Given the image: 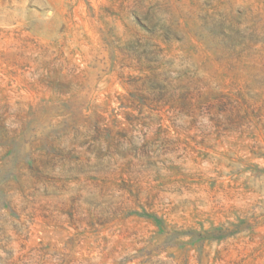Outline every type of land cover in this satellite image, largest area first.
Masks as SVG:
<instances>
[{
  "label": "rangeland",
  "instance_id": "obj_1",
  "mask_svg": "<svg viewBox=\"0 0 264 264\" xmlns=\"http://www.w3.org/2000/svg\"><path fill=\"white\" fill-rule=\"evenodd\" d=\"M0 264H264V0H0Z\"/></svg>",
  "mask_w": 264,
  "mask_h": 264
}]
</instances>
